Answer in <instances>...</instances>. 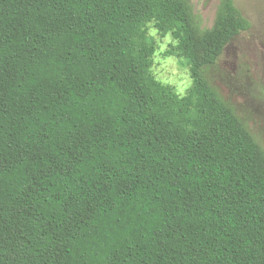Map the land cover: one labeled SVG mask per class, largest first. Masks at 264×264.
Here are the masks:
<instances>
[{
    "label": "trees",
    "instance_id": "trees-1",
    "mask_svg": "<svg viewBox=\"0 0 264 264\" xmlns=\"http://www.w3.org/2000/svg\"><path fill=\"white\" fill-rule=\"evenodd\" d=\"M250 27L235 0L211 28L190 0H0V264H264V150L205 75Z\"/></svg>",
    "mask_w": 264,
    "mask_h": 264
},
{
    "label": "rangeland",
    "instance_id": "rangeland-1",
    "mask_svg": "<svg viewBox=\"0 0 264 264\" xmlns=\"http://www.w3.org/2000/svg\"><path fill=\"white\" fill-rule=\"evenodd\" d=\"M221 1L190 0L203 28L213 26ZM235 5L251 27L228 45L216 63L205 69V75L264 150V0H235ZM147 29L156 44L153 76L184 97L192 78L186 60L170 55L177 41L171 33L161 34L154 23Z\"/></svg>",
    "mask_w": 264,
    "mask_h": 264
}]
</instances>
